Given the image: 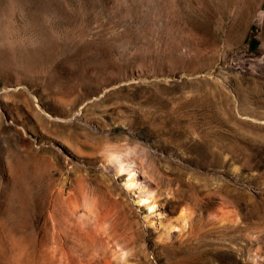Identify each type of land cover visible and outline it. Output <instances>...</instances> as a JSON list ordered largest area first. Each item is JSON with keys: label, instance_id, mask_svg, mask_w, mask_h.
I'll list each match as a JSON object with an SVG mask.
<instances>
[{"label": "rangeland", "instance_id": "rangeland-1", "mask_svg": "<svg viewBox=\"0 0 264 264\" xmlns=\"http://www.w3.org/2000/svg\"><path fill=\"white\" fill-rule=\"evenodd\" d=\"M66 17L128 65L74 95L24 69ZM173 37L150 65L143 42ZM56 243L62 264H264V0H0V264H48Z\"/></svg>", "mask_w": 264, "mask_h": 264}, {"label": "bare ground", "instance_id": "bare-ground-1", "mask_svg": "<svg viewBox=\"0 0 264 264\" xmlns=\"http://www.w3.org/2000/svg\"><path fill=\"white\" fill-rule=\"evenodd\" d=\"M45 5H44V10H48L47 6ZM70 18L71 17L64 18L65 20L62 22V24H54L55 22L51 23L49 28L51 29L50 30L51 32L50 33L46 32V37H45L46 39H44L45 43L44 42L42 43L44 45L41 46L37 45L31 48L28 52L24 53L25 55L22 54L23 58H21V64L24 67V69L25 68L34 69V70L37 69V70H41V72H43L44 74L45 73H49V75L51 74L49 78L46 79V84L48 82L49 85H52L54 87L58 86V90H60L61 93L64 92L67 93L68 95L72 94V92L76 89V86H83L87 88L89 87V85L92 86V85L101 84L104 78L111 77L114 68L115 70L118 69V71L121 69L123 70V68H125L129 63V60H127V55L124 52L125 49H123L122 52L121 50H118L113 45L114 42L113 39H108L104 37L103 33H101L100 31H93L92 27L89 24L90 22L84 24H76L74 23L75 20L73 21ZM62 20L63 19H61V21ZM142 41H143L142 39L139 40V37L138 39H136V42L139 43L138 45H140V42ZM145 42H146L145 49L147 50L146 55L150 59L154 60L150 65H154L158 69L162 68L167 61L175 57L174 53L179 46V40L175 37L163 43L157 42L159 43L158 47H155L154 44L149 42V40L144 41L143 43ZM181 42L183 41L181 40ZM115 55H118L120 58L117 59ZM172 61L174 63L179 61L189 62L191 61V58L188 59L185 58L183 55H180L178 59ZM142 64H143L142 61H139L137 65H142ZM146 64L148 63L146 62ZM55 73H57L58 75H56ZM110 157L119 158L116 157V154L114 153L111 154ZM115 163H117L115 164L116 173L125 174L123 181L124 182L123 185L125 186V189L132 190L135 191V193H137V199L135 200V202L138 204V206L142 207V209L144 207H147L150 210L155 209L156 205L154 202L153 194L148 189L139 187L137 185L135 169L131 168L130 166H128L123 162H120L119 160H117V162ZM66 185L67 184L65 183V186ZM88 198H89L88 196H85L86 204L87 201H89ZM216 222H218L219 226L224 229L231 228L229 219H221V220H217ZM55 242H57L56 238H55ZM60 243H63V241L61 240ZM62 249H63L62 244L59 245L56 243V246H54L50 251L41 252L40 257L43 258L45 261H47L48 264H62V260L59 257V253L61 252ZM173 253H174L173 257L175 259L187 260V256L182 254V250L177 249L174 250ZM65 254L68 255V253Z\"/></svg>", "mask_w": 264, "mask_h": 264}]
</instances>
